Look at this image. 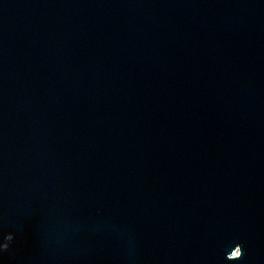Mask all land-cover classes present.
I'll list each match as a JSON object with an SVG mask.
<instances>
[{
  "label": "water",
  "instance_id": "1",
  "mask_svg": "<svg viewBox=\"0 0 264 264\" xmlns=\"http://www.w3.org/2000/svg\"><path fill=\"white\" fill-rule=\"evenodd\" d=\"M0 264H264V0H0Z\"/></svg>",
  "mask_w": 264,
  "mask_h": 264
},
{
  "label": "clouds",
  "instance_id": "2",
  "mask_svg": "<svg viewBox=\"0 0 264 264\" xmlns=\"http://www.w3.org/2000/svg\"><path fill=\"white\" fill-rule=\"evenodd\" d=\"M5 247H7V245H5Z\"/></svg>",
  "mask_w": 264,
  "mask_h": 264
}]
</instances>
